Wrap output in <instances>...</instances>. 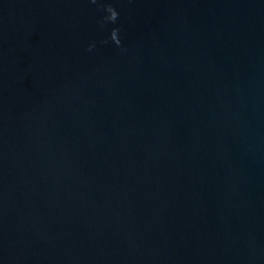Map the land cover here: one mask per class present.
Masks as SVG:
<instances>
[{"label": "water", "instance_id": "1", "mask_svg": "<svg viewBox=\"0 0 264 264\" xmlns=\"http://www.w3.org/2000/svg\"><path fill=\"white\" fill-rule=\"evenodd\" d=\"M0 264H264V0H0Z\"/></svg>", "mask_w": 264, "mask_h": 264}]
</instances>
